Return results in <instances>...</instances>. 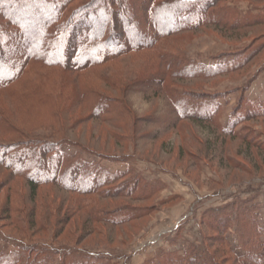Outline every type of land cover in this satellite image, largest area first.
<instances>
[{
    "label": "rangeland",
    "instance_id": "obj_1",
    "mask_svg": "<svg viewBox=\"0 0 264 264\" xmlns=\"http://www.w3.org/2000/svg\"><path fill=\"white\" fill-rule=\"evenodd\" d=\"M123 1L130 6L134 1L142 3ZM186 4L193 20L207 16L204 8L197 7L198 2L189 0ZM216 14L222 15L220 24L206 22L199 28L192 27L163 38L154 51L130 53L102 68L112 81L119 80L124 94L98 85L100 92L111 96L108 103L93 102V116L106 117L105 122L89 119L90 112L83 107L63 112L69 116V130L64 133L68 140L65 143L59 139L55 144L56 160L62 158L64 170L51 179L50 185L40 186L34 200L28 178H53L46 171L54 172L57 164L48 162L45 171L39 159L24 152L31 144L25 137L0 131V159L6 162L0 165L1 251L15 256L19 252L33 254L30 249L35 248V241L43 240L50 246H43L42 257L37 253L33 257L44 264H64L67 255L71 256L66 262L73 264H185L183 260L191 257L205 264H235V253H243L236 248L242 240L238 232L240 229L245 234L247 223L252 231L247 230L243 238H249L250 232L258 235L257 248L264 252V149L249 148L245 141L254 138L264 145V117L255 115L260 113L258 106H264V73L263 78L249 84L264 62V51L241 71L216 76L204 73L206 78L198 80L187 78V72L202 68L190 69L189 62L217 68L229 64L236 50L264 48V0H224ZM139 16V26H145L148 22L144 14L140 12ZM232 22L238 24L236 28L231 27ZM159 52L166 54L164 64L155 55ZM24 71L13 86L42 84V90L20 96L18 102L0 91V108L9 116L21 118L27 131L47 136L53 129L52 105L58 91L46 104L44 92L58 90L53 87L59 74L33 63ZM140 74L141 79L152 78L148 81L151 87L148 82H135ZM173 74L177 77L172 78ZM43 75L54 80L46 81ZM86 76L80 78V84L93 83L94 79ZM161 78L168 90H161ZM69 89L65 91L70 93ZM186 94L188 97H183ZM64 104L69 105L67 100ZM204 104L213 106V111L202 110ZM179 108L196 110L205 114L204 118L214 117L181 119ZM115 110L120 114L111 113ZM86 163L90 165L84 167ZM114 172L121 173L120 180L102 183ZM97 177L105 179L98 184ZM75 186H98L100 193L107 188L106 193L112 195L131 192V197L104 200L97 195L72 193L70 188ZM79 202L97 210V214L110 211L113 217H121L130 212L138 217L118 225L103 222L78 212ZM219 206L232 218L237 217L221 235L214 232L215 218L205 214L207 209ZM33 209L35 225H49L35 235L30 231ZM225 238L235 253L226 248Z\"/></svg>",
    "mask_w": 264,
    "mask_h": 264
},
{
    "label": "trees",
    "instance_id": "obj_2",
    "mask_svg": "<svg viewBox=\"0 0 264 264\" xmlns=\"http://www.w3.org/2000/svg\"><path fill=\"white\" fill-rule=\"evenodd\" d=\"M140 1H142V3L134 1L130 6L124 4L123 0H0L1 93L9 97L10 100L18 102L17 100L20 96L23 98L28 97L30 94L42 90V84L41 86L35 85L30 88H25L24 85L18 88L13 86L21 79L20 77L24 75L25 68L31 63L41 68H53L59 74V80L58 82L56 81L57 83L56 85L54 84L53 87V89L58 90L44 92V104H46L49 103L54 92L56 93L58 91L55 95L57 98L54 100V105H52L54 108L52 109L53 113L51 116V120H53V124H51L53 128L51 134L40 137L33 134L32 130L27 131V128H25L26 124L21 118H18L15 114L9 116L5 109L0 108V128H4L0 131L5 133L10 132L9 134L18 133L20 136L25 137L31 144L25 147L24 152L34 156V159H39V163L42 167H45V171L48 162L52 163L55 161L57 164L54 172L53 170L46 171L48 174L52 175L53 178H38L31 176L28 178L29 184L33 187V200L36 198V192L40 186L45 187L50 185L51 182H53L51 179H56L55 176H59L62 174L61 171L64 170L61 166L62 158L56 160L58 147L55 144L59 139L62 140L61 142L65 143H67L66 141L68 140L66 136H64V133L66 130H69L66 127L69 122V116H66L63 112L67 113L71 111L72 108L83 107L90 112L89 119H103L102 122H105L107 119L106 117L93 116V102L99 100L108 103V99L111 98V96L100 92L97 88L98 85L103 89L110 88L111 90H120V92L124 94L125 90L120 88L118 83L119 80L115 78V80L112 81L110 75L108 76L101 72L102 68L118 62L122 57L130 53L139 54L143 51H154L155 47L163 38L185 33L190 30V28L192 29V27L193 29L199 28L204 26L206 22L209 25H217L223 21L221 18L222 15L216 14V8L219 6V3L224 0H192L193 2H198L197 7L204 8V14L207 15L195 20H193V16L189 12V4H186L189 0H162L160 3L156 4H152L151 1L154 2L157 0ZM140 12L144 14L143 17H145L146 23L148 22L145 26L143 24L139 26V22L141 21L139 16ZM179 18H181V20H179ZM190 19L193 21L188 22ZM224 22V24H226L228 20ZM237 25L236 22L231 23L232 28H236ZM262 49L256 48L249 52L248 48L245 47L241 50H236L232 54L234 57L230 60L229 64H223L217 66V68L207 69L204 65H201L200 62L198 63L199 65H194L192 62H189V64H192L189 66L190 69H193L194 66L197 68L201 66L202 68L195 71L193 70L192 72L190 70L187 72L188 75L186 74L187 78L198 80L206 78L204 73H210V75L216 76L232 74L239 70L241 71L262 54L264 51ZM155 55L157 59L164 64L163 57L166 54L159 52ZM9 56L11 59L13 58L11 61H9ZM12 61L14 62L13 64ZM263 69L264 62L254 71L249 79V84L257 78L258 74H260ZM85 75H87L86 77L94 79L92 84L90 82L80 84V78ZM140 76L141 74L137 76L138 81H135L137 84H140V82L145 83L152 79L151 77H144L141 79ZM171 77L175 78L177 76L173 74ZM42 78L46 79V81L50 79L44 75ZM161 79L159 85L161 90H163V88H165V79ZM53 80L54 79H50L49 81ZM147 84L150 87L152 86L150 82ZM66 87H70V93L69 91H65ZM165 89L168 90V88ZM188 95L189 94H186V96L183 97H188ZM66 100L69 103L67 107L65 104L62 105ZM177 105H179V102ZM126 108L125 106L126 112L130 113V110ZM180 108L178 116L181 119L202 120L206 118L205 120H211L210 117H214L213 114L204 118L203 115L205 114H200L196 110L185 111V109L181 110ZM258 109L260 113H256L255 115L264 117V106H258ZM202 110L211 112L213 111V106L204 104ZM218 111L219 109L216 110V112ZM104 112L106 113V110ZM111 113H114V115L120 114L119 110H115ZM233 119L234 118L231 116L230 120ZM245 141L249 148H256L259 151L264 149L263 143L255 141L254 138L249 140L246 138ZM79 147L83 148V150L85 149L82 145ZM80 160L82 159L80 158ZM3 161L4 159L1 158L0 165L6 163ZM89 165L90 164L86 163L84 167H88ZM115 174L116 172H114L113 175L110 174L112 177H110L109 180H105L106 182H102L105 178L99 180L101 178L97 177L95 179L96 181L99 180L98 184L101 182L110 184L120 180L119 177L121 173ZM54 182H56V180H54ZM77 187L78 186L70 188L72 193L87 196L97 195L104 200L114 197H129L131 195V192L124 195L120 193L114 195L107 194V188L103 190L105 193H100L98 186H91L86 189ZM36 208L38 207L36 206ZM76 210L78 212H85L90 218H99L103 222L117 225L133 220L135 219L134 217H138L136 214L130 212L125 214L126 216L121 217H113L110 211L97 214L95 213L97 210L81 202L78 203V206L76 205ZM32 211L30 215V231L32 230L35 235V232L42 231L44 227H48L49 225H44L43 222V226L42 224H38L37 227L34 222V219L36 220L34 209ZM205 214H208V217L211 215L215 218L216 226L214 232L219 235L224 234L228 228L230 229L231 223H235L237 219V217L232 218V216L228 215L223 210V206L209 208L206 210ZM49 215H52V213ZM238 226L236 230L239 229ZM247 230L252 231L251 227L245 223V234L241 232L240 229L238 232L242 240H240L236 248H241L243 250L242 254H236L234 252V248L231 247L227 238L223 239V242L227 249L235 253V264H264V252L257 248L260 247L259 237L250 232L251 235L248 236L249 238L244 239L243 237L245 235L247 236L246 233L249 232ZM263 232L264 230L261 233ZM215 237L222 239L221 236ZM50 244V242L43 240L35 241V248L30 249V251L33 254L37 253V257H42L41 252L45 248L43 246H50ZM15 254L16 256L0 250V264H44L42 260L38 261L35 259L33 254L24 252L22 254L21 252ZM163 255L168 257L169 253L165 252ZM68 256L71 255H67V257ZM67 257L65 258L64 264H73L71 262H66ZM148 262H146V264H151ZM183 262L185 264H205L203 260L192 257L187 261L184 259Z\"/></svg>",
    "mask_w": 264,
    "mask_h": 264
},
{
    "label": "crops",
    "instance_id": "obj_3",
    "mask_svg": "<svg viewBox=\"0 0 264 264\" xmlns=\"http://www.w3.org/2000/svg\"><path fill=\"white\" fill-rule=\"evenodd\" d=\"M263 73H264V71L262 70V72L260 73V74H258V76H257V78H256V80L258 79V78H263ZM258 81V80H257ZM250 87H252V85H250Z\"/></svg>",
    "mask_w": 264,
    "mask_h": 264
}]
</instances>
